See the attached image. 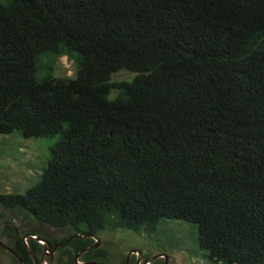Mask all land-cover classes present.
<instances>
[{"label":"trees","instance_id":"obj_1","mask_svg":"<svg viewBox=\"0 0 264 264\" xmlns=\"http://www.w3.org/2000/svg\"><path fill=\"white\" fill-rule=\"evenodd\" d=\"M61 54L74 77H55ZM121 71L134 76L114 82ZM15 133L58 140L38 182L0 193V208L72 230L1 227L24 264L27 233L55 245L164 220L194 225L208 264H264V0H0V134ZM95 242L61 246L55 264Z\"/></svg>","mask_w":264,"mask_h":264},{"label":"rangeland","instance_id":"obj_2","mask_svg":"<svg viewBox=\"0 0 264 264\" xmlns=\"http://www.w3.org/2000/svg\"><path fill=\"white\" fill-rule=\"evenodd\" d=\"M76 73L75 62L66 54H61L54 68L55 77H74ZM133 73L121 71L113 74L114 82L132 79ZM113 91L111 98L116 96ZM56 138L25 139L18 134H0V193H25L33 187L47 167L50 158V149L56 144ZM1 225L18 228L19 232L30 229L34 224L20 220L19 214L5 212L0 208ZM3 228V227H2ZM53 241L62 240L72 233L71 229L60 230L56 228L32 227ZM99 247L107 252L106 264L127 263L129 254L130 264H137L141 259L142 264H152L156 261L166 260L168 264H208L200 258L197 245V228L194 225L174 220H164L155 234L142 232L135 233L127 229L107 230L98 237ZM1 239V238H0ZM5 241L4 239H1ZM97 241V240H96ZM43 245V244H42ZM135 250V252H133ZM141 252V254L139 252ZM158 255L161 257L145 263V260ZM57 257V256H55ZM78 259L77 263H82ZM50 255L45 256L43 264H55ZM0 264H17L11 256L0 252ZM218 264H225L221 261Z\"/></svg>","mask_w":264,"mask_h":264},{"label":"water","instance_id":"obj_3","mask_svg":"<svg viewBox=\"0 0 264 264\" xmlns=\"http://www.w3.org/2000/svg\"><path fill=\"white\" fill-rule=\"evenodd\" d=\"M75 238H80V239H87V238H93V239H95V240H97L96 242H97V244L95 245V246H93V247H91V248H88V249H86L85 251H82L80 254H78L77 256H76V258H75V260H76V262L78 261V259L81 257V255L83 254V253H85V252H87V251H89V250H91V249H94V248H97V247H99V240H98V238L97 237H95V236H93V235H86V236H81V235H79V234H75V235H73L72 237H70L69 239H67L66 241H63V242H61L60 244H58L56 247H55V249H52V245H51V243H49V242H47V241H45V240H43V239H39V238H37L36 236H31V235H26L25 237H24V241H25V244H26V246H27V249H28V251H29V253L31 254V256L33 257V259H34V261H35V264H41L39 261H38V259H37V257H36V255L33 253V251L31 250V248L28 246V240H30V239H33V240H37L40 244H43L44 245V249H45V251H50V250H52L53 251V254L56 252V250L60 247V246H62V245H66V244H68L69 242H71L72 240H74ZM0 246L1 247H3L6 251H8L9 253H11L18 261H19V264H24L22 261H21V259L18 257V255L10 248V247H8V246H6L3 242H1L0 241ZM133 252H135V250L133 251ZM139 252V251H138ZM140 254H141V252H139ZM47 253H45V255H46ZM131 254L132 253H130L129 254V257H128V259H127V263L126 264H130L129 263V258H130V256H131ZM161 257H164V256H162V255H158V256H155V257H152V258H148V259H146L145 260V263H147V262H149V261H154V260H157V259H159V258H161ZM165 258H166V260H165V264H168V257H166L165 256ZM141 260H142V256H141V259H138V262H137V264H141L142 262H141ZM78 264V263H77ZM80 264H98L97 262H89V263H80Z\"/></svg>","mask_w":264,"mask_h":264},{"label":"flooded vegetation","instance_id":"obj_4","mask_svg":"<svg viewBox=\"0 0 264 264\" xmlns=\"http://www.w3.org/2000/svg\"><path fill=\"white\" fill-rule=\"evenodd\" d=\"M3 227V229L5 228V226L3 225L2 226ZM3 229L1 230V233H3ZM17 234H19V231L17 230ZM26 235H31V234H29V233H27V234H25V236ZM91 235V234H90ZM24 236V237H25ZM32 236V235H31ZM24 237H23V240H24ZM1 239H4L5 241H3V240H1ZM0 239V241L1 242H3L6 246H7V244H6V242H7V238L6 237H2ZM76 239V238H75ZM88 239V238H87ZM35 241H37V240H35ZM25 242V241H24ZM38 242V241H37ZM39 243V242H38ZM50 243V242H49ZM61 243V242H60ZM60 243H57V244H55V245H53L52 243H51V245H52V249H55V247L58 245V244H60ZM70 243V242H69ZM97 244V242H95V244L94 245H92V246H90V247H88V248H91V247H93V246H95ZM42 245V244H41ZM44 246V245H43ZM63 246V245H62ZM1 247V246H0ZM9 247V246H8ZM61 247V246H60ZM60 247L56 250V252L53 254V251L52 250H50V251H45V249H44V251H43V253L41 254V257H40V263L41 264H43V262H44V258H45V256H47V255H50V258L52 259V262H53V260L56 258L55 256H57V254H58V251H59V249H60ZM1 248H3V247H1ZM87 248V249H88ZM98 248V247H97ZM97 248H94V249H97ZM4 249V248H3ZM94 249H91V250H94ZM5 250V249H4ZM13 250V249H12ZM28 250V249H27ZM86 250V249H85ZM84 250V251H85ZM91 250H89V251H91ZM6 251V250H5ZM14 251V250H13ZM8 252V251H7ZM15 252V251H14ZM88 252V251H87ZM9 253V252H8ZM45 253H47L46 255H45ZM86 253V252H85ZM11 254V253H10ZM12 255V254H11ZM31 255V254H30ZM142 264V263H141Z\"/></svg>","mask_w":264,"mask_h":264}]
</instances>
